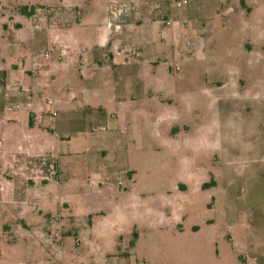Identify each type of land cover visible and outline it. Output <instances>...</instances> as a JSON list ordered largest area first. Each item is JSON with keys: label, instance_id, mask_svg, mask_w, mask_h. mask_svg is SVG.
I'll list each match as a JSON object with an SVG mask.
<instances>
[{"label": "rangeland", "instance_id": "rangeland-1", "mask_svg": "<svg viewBox=\"0 0 264 264\" xmlns=\"http://www.w3.org/2000/svg\"><path fill=\"white\" fill-rule=\"evenodd\" d=\"M28 2L45 0H0L7 69L27 52L4 24ZM151 15L157 48L138 64L83 75L77 59L38 96L56 109L50 141L54 124L64 139L29 171L60 180L72 221L47 243L46 228L60 232L45 217L55 207L24 233L0 200V264H264V0L171 2Z\"/></svg>", "mask_w": 264, "mask_h": 264}, {"label": "crops", "instance_id": "crops-1", "mask_svg": "<svg viewBox=\"0 0 264 264\" xmlns=\"http://www.w3.org/2000/svg\"><path fill=\"white\" fill-rule=\"evenodd\" d=\"M171 2L61 0V4L56 5H50L47 0L45 3L28 2L15 9L20 14L19 19L12 17L11 25L4 24L5 31L27 53L22 65L13 64L8 69L0 66V200L14 203L11 214L17 218L18 228L21 227L24 233L39 223L47 208L55 207L56 211V214L55 211L45 214L48 224L56 223L60 229L51 237V230L46 228L47 243L61 241L62 229L72 221H66L61 214V210L68 209L69 205L62 197L60 180L56 178L53 182L50 175L30 172L36 171L35 165L31 166L33 161L43 165L48 159L50 162L49 147L57 149L58 139H64L58 136L54 124L51 129L53 144L50 141L49 133H46L50 130L45 125L46 110L51 107L50 115L54 120L56 109L53 103L50 105L38 96L46 89L53 90L55 82L62 87L69 79L64 75L68 71L67 65L77 59L81 63L78 70L83 75L96 74L100 67L118 69L138 64L157 48L154 35L160 20L151 15L152 11L160 10L163 5L171 7ZM94 24L97 27L95 36H90L87 27ZM51 45L57 48L58 54L48 60L43 53ZM62 50H66L65 56H62ZM90 93L89 89H83L84 101L90 98ZM57 157L55 160L58 161ZM59 173L58 165L56 174ZM12 174L23 175L22 182H14ZM96 175L100 179L95 184L98 188L103 185V174ZM34 178L41 181V185ZM99 211L100 208L96 213Z\"/></svg>", "mask_w": 264, "mask_h": 264}, {"label": "built area", "instance_id": "built-area-1", "mask_svg": "<svg viewBox=\"0 0 264 264\" xmlns=\"http://www.w3.org/2000/svg\"><path fill=\"white\" fill-rule=\"evenodd\" d=\"M172 2H174V4L177 6V7H182L184 6V4H186L189 0H170ZM171 23V20L167 21V24H170ZM56 47L55 46H49L43 53V56L46 58V59H50L52 57V54L53 52L56 51ZM67 54L66 50H62V56H65ZM82 67H85V64L82 65ZM47 102L51 105L53 103L52 99L51 98H48L47 99ZM57 237H60V234H57Z\"/></svg>", "mask_w": 264, "mask_h": 264}]
</instances>
